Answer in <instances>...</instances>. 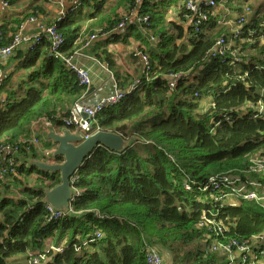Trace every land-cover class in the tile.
<instances>
[{"label": "trees", "instance_id": "obj_1", "mask_svg": "<svg viewBox=\"0 0 264 264\" xmlns=\"http://www.w3.org/2000/svg\"><path fill=\"white\" fill-rule=\"evenodd\" d=\"M7 1L11 7L22 0ZM152 1L80 0L77 8L49 24L56 25L65 39L60 52L72 57L76 44L100 25H108L103 33L115 26L118 29L127 17L132 21L136 13L148 19L141 24L144 32L136 22H131L129 30L138 31L146 42V50H135L147 55L149 64L133 53L140 60L139 75L126 73L118 78L121 91H127L136 79L142 84L122 102L103 110L95 125L97 130L138 140L123 153L97 147L75 173L74 187L80 195L71 203V210L85 218L65 215L52 220L45 205L34 204L44 197L41 185L51 189L61 183L59 173L27 168L23 178L22 164L17 176L4 178L0 182L6 193L0 192V264H11L18 255L26 256L27 261L31 254H42L59 231L72 234L67 243L55 246L63 248L62 253L47 254L46 264H147L149 247L160 252L163 264L167 254L177 258L182 252L181 264H222L225 258L209 246L204 217L226 227V240L243 241L264 234L261 205L252 202L254 206H250L235 198L237 205L232 206L218 201L220 195L211 188L198 186L215 176L258 179L246 172L252 156L264 150V3L255 12L248 5L252 15L228 34L213 15L215 8L208 11L209 20L197 33L186 8L188 0L176 5L181 22H190L188 30L183 23L165 21L169 10L164 0ZM87 6L92 11L82 16ZM120 8L124 10L121 16ZM103 13L102 20L83 33V22ZM25 21L18 24L17 33ZM145 34L157 43L158 61L151 57L155 54L148 49ZM229 35L235 40L233 46ZM220 38L227 40L229 49L211 56ZM45 42L23 56L20 67L24 76L16 82L6 77L0 83V94L6 98L0 103V146L16 144L14 133L23 130V122L30 118L50 119L63 128L61 119L70 115L71 107L87 91ZM206 100L208 108L202 112ZM258 181L264 187V179ZM16 191L22 196H16ZM94 219L100 226L93 233L82 231Z\"/></svg>", "mask_w": 264, "mask_h": 264}, {"label": "built area", "instance_id": "obj_2", "mask_svg": "<svg viewBox=\"0 0 264 264\" xmlns=\"http://www.w3.org/2000/svg\"><path fill=\"white\" fill-rule=\"evenodd\" d=\"M228 0H188L186 8L192 15V28L199 33L200 27L203 23L209 20V10L214 9L221 4L226 3ZM4 7H9L7 0H0ZM139 1L138 3H140ZM252 15V10L248 5H245L242 12L236 17V23L238 27L243 26L248 17ZM65 16V12H61V16L57 19L60 21ZM130 18H125L118 25V30H124L128 24L131 22ZM132 20L136 23L142 24L147 23V18H140L136 13L133 15ZM35 18L31 17L27 22H34ZM23 28L20 26V31L13 37L11 43L5 44L4 36L0 30V67L3 61L10 59L18 50L22 48L25 43L23 38ZM237 32V31H235ZM102 36H107L108 33H102ZM98 34L91 35L85 42V46L89 47L93 42L98 39ZM46 41L49 43L50 52L55 56L56 59L61 60L67 69L73 71L81 85L85 86L87 89L92 86V74L90 71L82 66L77 65L73 61V57H66V54L60 52V48L65 43V39L62 34L58 32L56 25L42 26L39 33L30 40L31 46L30 51L35 50L40 44ZM229 49V44L225 38H220L214 48L210 51L211 56H216L217 54L223 55L225 51ZM134 55L140 57L143 62L149 64V57L142 53L141 50H135ZM107 70V69H106ZM108 71V70H107ZM142 81L136 79L132 86L129 87L127 91L116 90L113 95L103 98L94 106H87L82 102L75 103L70 111V115L67 118L62 119L63 128L67 129L73 134L81 135L84 139L89 138L97 129L95 125L97 123L98 115L108 107L115 106L122 102L127 95L134 92L138 87H140ZM175 83L170 84L171 88H174ZM5 96L0 94V103H5ZM263 111V109H260ZM85 114L92 123L84 121L80 115ZM37 124L43 127L45 130L54 127L51 120L40 119L37 120ZM145 144L149 142L145 141ZM42 147V139L40 137L33 136L31 139L17 142L16 144H4L0 146V182L8 176H17L19 174L18 167L22 163L17 159L18 156L27 157L33 154L37 148ZM51 152H47L45 155L48 157ZM24 165V164H23ZM249 175L254 173H262L264 175V156L250 159L249 170L246 172ZM78 176L74 174L71 179L72 184L77 181ZM197 185L196 182H192ZM204 186L206 188H211L213 192H217L220 196L218 201L227 203L232 206H236L237 202L235 198L242 199L246 202H254L261 205L264 211V187L262 183L257 180L243 181L239 177L233 176H215L211 177ZM250 186V187H248ZM200 188V187H199ZM76 196L80 195L79 190L75 187ZM186 189L190 190V186L186 184ZM48 212L50 213V218L52 220H60L65 214L63 212H55L53 209L46 205ZM202 226H206L210 235H208V240H210V248L215 253H219L220 256L225 258V264H262L264 262V234L252 236L246 240H226L224 239V232L227 231L226 227L221 222L211 221L207 217L203 218ZM222 237V238H221ZM47 248L42 254H31L28 259V264H46L48 261L47 254L54 251L56 253H62L63 248L55 247L51 241L47 243ZM147 264H163V257L158 250L154 247H149L147 250Z\"/></svg>", "mask_w": 264, "mask_h": 264}, {"label": "crops", "instance_id": "obj_3", "mask_svg": "<svg viewBox=\"0 0 264 264\" xmlns=\"http://www.w3.org/2000/svg\"><path fill=\"white\" fill-rule=\"evenodd\" d=\"M160 1L161 0H153L152 3H158ZM79 4L80 0H22L16 5L6 8L0 2V27H4L3 35L5 43H9L12 40V36L16 32L18 24L21 21L23 22L24 20H26L23 23V38L25 40V43L22 48L18 50L10 59L3 61V63L1 64L0 83H2V80H4L6 77H10L12 81L16 82L17 79H20V77L24 76V74L26 73L21 69L20 65L25 62L24 57L29 54V52H31L29 49V47L31 46L30 40H32L39 33L42 26H47L57 20L61 16V12L66 13L70 9L77 8V5ZM108 5L110 7L111 3H108ZM36 8L42 9V11L38 9L34 14ZM85 8L88 11H92V8L89 6ZM176 8L177 7L174 6L172 11L168 13L166 19L167 22L174 21L177 23H183L181 22L182 20L178 18ZM218 8L219 7L213 10V15L217 16L219 24H223V21L229 19L230 15L229 13H227V11L225 13L221 12L220 10H218ZM118 13H120L121 16L124 14V10L120 8L118 10ZM32 14H38L33 17L35 18V21L27 22L29 20V16H31ZM104 15L105 14L103 13L98 15L96 19L85 20L82 25H88L89 27L95 26L98 21L102 20ZM131 22L135 21L132 20ZM131 22L124 30H118L115 28V26V29L113 28L110 31H105V33H108L107 36H102V28L108 26L107 23H104L103 26L100 25L90 33L91 35L100 34V36L89 47H86L84 42L91 36L90 34L85 35L83 39L84 42L79 41L76 44V50L74 51V54L72 56L73 61L77 65L87 68L92 74L93 80L92 86L88 88L86 93L81 97L80 102H82L83 104L87 106H94L103 98L113 95L116 90L119 89V77L121 80V78L125 77L127 74L136 78L139 75L141 66L140 60L135 59L133 53L138 47H142L144 48V50H146L147 47L146 42L142 41L141 39H139V41L133 42L132 44L128 41L127 37L131 32H134V30H129ZM183 24L184 28L188 30L190 22L186 21V23ZM234 30H232L231 33H233ZM84 32L85 29H83V33ZM135 32H137L138 35L139 32ZM149 46L151 47L150 42ZM20 56L22 57L20 58ZM58 118L60 117L58 116ZM37 120H33L30 125L28 124V127H23V130L21 129L19 131H16L14 133V141L23 142L31 139L35 135L36 137L45 139V134L49 129L45 130L43 127H40L37 124ZM51 123L54 124V121H52ZM54 127H56L54 128L56 132L62 133L63 129L55 125ZM48 147L50 146H45L43 144L42 147L37 148L33 154H30L28 156H33L36 160L46 161L47 159L45 154L47 152H51L54 149L53 147L51 149H48ZM225 261L222 264H225ZM26 264H28V260L26 261ZM262 264H264V262Z\"/></svg>", "mask_w": 264, "mask_h": 264}, {"label": "water", "instance_id": "obj_4", "mask_svg": "<svg viewBox=\"0 0 264 264\" xmlns=\"http://www.w3.org/2000/svg\"><path fill=\"white\" fill-rule=\"evenodd\" d=\"M141 32V24L136 23ZM151 44V50L158 55L156 41L151 35L145 34ZM80 117L92 123L88 116L81 114ZM45 139L54 145L46 161L36 160L33 156H18L17 159L28 168H36L41 172L55 174L59 173L61 183L54 188L40 186L44 191V197L34 204L49 205L55 212H63L69 218H82L84 214H77L71 210V203L76 197L74 185L71 182L74 174L81 168L85 161L95 151L97 147H106L111 151L123 153L134 145L138 139H125L123 136L109 131L97 130L89 138L73 134L67 129L58 133L54 128H50L45 134ZM62 158V162L57 161ZM76 175V174H75Z\"/></svg>", "mask_w": 264, "mask_h": 264}, {"label": "rangeland", "instance_id": "obj_5", "mask_svg": "<svg viewBox=\"0 0 264 264\" xmlns=\"http://www.w3.org/2000/svg\"><path fill=\"white\" fill-rule=\"evenodd\" d=\"M163 3H164V6H168L166 11L169 10V13H170L172 11L173 7L176 6L179 3V0H164ZM263 3H264V0H229L227 3L221 4L219 6L218 10H220L223 13H225L227 11V13H229V15H230L229 19H226L225 21H223V26L226 27L227 30H228L227 33L231 34L232 30L235 29V24L237 25V23L235 21L236 20L235 17L243 9V7L245 5H251L254 8L253 11L255 12V10H258L259 6L262 5ZM14 5H16V4H14ZM87 12H88V10L86 8H84L83 13H81V15L82 16H86ZM72 17H75V14H73ZM166 19H167V15L165 16V21H166ZM88 27H89L88 25H85L83 27V29H85V31H86L88 29ZM99 36H100V34H99ZM127 39L132 44L135 41H139V39H141V38L137 35V32L134 31V32L130 33V35L127 37ZM228 42H230L229 44L230 45L232 44V46L235 44V40L232 39V35L228 36ZM146 47H147V44H146ZM148 49H150L149 45H148ZM151 57H153L156 61H158L161 58V55H155V56H151ZM206 103H207V100L202 103V112L205 111L208 108V104H206ZM32 120L33 119L30 118V119L24 121L22 126L23 127H28L31 124ZM41 139H42V145L43 144L45 146L49 145L50 149L52 147L54 148V145H52L51 142H49V141H47L46 139H43V138H41ZM263 153H264V150L262 152H260L259 154H256V155L252 156V158H257V157L263 156L262 155ZM27 168L28 167H25V171L21 174L22 176L28 175V169ZM254 174H256L258 176L257 181L264 179V175L262 173H254ZM23 178H25V177H23ZM30 182H31V185H34L33 181H30ZM0 192L2 194H6L5 191L2 188H0ZM16 192H17L16 196H20V197L22 196L20 193H18V191H16ZM248 205L254 206L253 203H251V204L248 203ZM253 208H255L257 210L256 207H253ZM259 211L262 213V215L264 217V211L263 210H259ZM99 226H100V221H97V220L94 219L91 222L89 221V225L85 226V224H84L82 231L93 233L94 229L99 227ZM70 233L72 234V231H70ZM71 234L66 235L63 232L59 231V232H57L55 237L51 240V243L54 246H57L59 242L65 244L69 240ZM47 245H46V248H47ZM175 246L177 248V245H175ZM193 247L194 246H190L189 249H193ZM168 253H170V252H168ZM184 253L185 252H182V253L179 254L180 259L182 258ZM179 257L177 256V258H174L173 254L172 255L171 254L170 255L167 254L166 256H164V264H181L180 260H179ZM13 259L14 260H12L11 264H26V257L24 255H18L16 257H14Z\"/></svg>", "mask_w": 264, "mask_h": 264}, {"label": "bare ground", "instance_id": "obj_6", "mask_svg": "<svg viewBox=\"0 0 264 264\" xmlns=\"http://www.w3.org/2000/svg\"><path fill=\"white\" fill-rule=\"evenodd\" d=\"M184 5V4H183ZM250 7V6H249ZM185 9V8H184ZM186 11V10H185ZM189 13V12H188ZM237 17V16H236ZM145 18V17H144ZM46 43V42H45ZM66 43V42H65ZM81 85V84H80Z\"/></svg>", "mask_w": 264, "mask_h": 264}]
</instances>
